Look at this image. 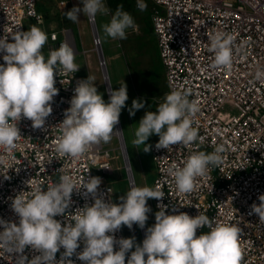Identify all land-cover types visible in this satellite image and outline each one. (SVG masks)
<instances>
[{"label":"clouds","instance_id":"clouds-1","mask_svg":"<svg viewBox=\"0 0 264 264\" xmlns=\"http://www.w3.org/2000/svg\"><path fill=\"white\" fill-rule=\"evenodd\" d=\"M82 4V9L74 6L66 12V18L79 22L78 14L82 11L94 21L98 13L108 15L111 12L104 0H82ZM136 6L140 11L147 9L145 0H137ZM135 27L133 16L120 5L111 15L110 22L103 25V31L108 38L123 40L127 38V29ZM11 39L14 42H8V36L0 38V53H5V63L0 64V149L5 152L17 147L22 137L18 127L22 118L30 120L34 129L45 126L53 111L54 97L59 92L54 86L55 75L76 73L80 68L75 63L74 49L67 43H61L45 58L42 49L48 35L40 27L32 25L28 31L17 30L11 34ZM209 39L208 51L214 54L211 67L231 69L232 35L217 31ZM95 43L99 45L102 41L98 38ZM254 78L264 80V68H257ZM93 80L88 76L78 82L70 107L65 110V118L57 126L61 135L56 151L73 159H79L101 142L111 141L128 100L124 81L118 90L111 91L106 103ZM190 95V89L172 90L167 94L155 112H146L139 121L132 144L137 148L143 145V151L148 152L151 145L146 141L153 134L159 136L158 149L202 143L203 138L193 126L200 108L195 100L189 99ZM143 107V102L133 100L130 114L135 115V110ZM225 151L226 146L218 144L211 153H191L183 167H170L168 171L177 190L192 192L197 177L205 176L211 168L223 164ZM101 182L100 177H89L77 186L72 176L61 174L59 182L47 187L46 191L37 185L27 199L20 192L11 202L19 223L0 219L3 228L0 246L15 256L18 264H73L70 258L74 254L85 264H125L126 254L133 248L127 264H241L243 251L239 240L242 229L238 224L216 223L200 212L195 217L184 212L166 214L167 206L162 203L157 205L160 210L155 214V224L147 228L142 245L137 244L134 237L117 240L114 234L122 225L132 229L135 224L143 229L147 214L151 212L148 199L162 200L164 193L147 186H133L120 197L121 203L106 202L98 195ZM74 190L78 193L85 190L83 194H90L94 203L77 209L74 218L62 226L54 217L66 216ZM258 199L260 203L251 205L249 215L256 214L264 222V194ZM205 227L209 231L197 235V230ZM81 241L83 251L77 253ZM115 245L119 250H114ZM26 248L39 255L29 260L24 255ZM61 248L64 252L57 261L56 254Z\"/></svg>","mask_w":264,"mask_h":264},{"label":"built area","instance_id":"built-area-1","mask_svg":"<svg viewBox=\"0 0 264 264\" xmlns=\"http://www.w3.org/2000/svg\"><path fill=\"white\" fill-rule=\"evenodd\" d=\"M150 1L153 4L151 25L164 70L165 94L172 90H191L189 99L195 100L200 108L193 126L203 138L202 143L198 141L188 147L176 144L168 149L156 147L159 136L150 143L154 168L150 188L164 193L162 200L150 199L154 218L160 210L157 205L162 203L167 206L166 214L184 212L195 217L200 212L216 223L238 224L242 229L239 240L243 251L241 264H264V222L256 214L249 215L251 205H258L259 195L264 194V80L254 78L257 68H264V0ZM35 4L36 0H0V38L8 36V42H14L11 34L24 31L23 23L27 19L42 24ZM87 22L109 101L111 92L106 83L102 55L99 57L97 52L100 44L95 43L98 36L94 21L87 18ZM68 31L47 32V57L61 43L74 49ZM217 31L233 37V63L229 70L211 67L214 54L208 51L209 37ZM4 54L0 53V64L5 63ZM84 79L78 71L55 75L54 86L59 92L54 97L53 111L45 126L34 129L30 120L22 118L18 123L22 137L17 147L9 152L0 149V219L18 224L19 217L11 208L12 199L20 192L26 199L30 198L37 185L46 191L47 187L59 182L61 174L72 176L77 186L83 179L100 177L98 195L113 203V190L105 179L113 158L110 149L101 142L79 159L56 151L61 135L57 126L65 118V110L70 107L78 82ZM163 102L157 103L155 111ZM113 136L120 147V135L114 133ZM218 144L226 146L223 164L211 168L207 175L197 177L192 192H179L169 168L183 167L191 153H211ZM128 184L131 189L132 182ZM84 191L78 193L74 190L66 216L54 217L62 226L74 218L77 209L94 203L93 197L90 194L85 196ZM138 229L142 244L145 227L138 226ZM0 231H3L2 227ZM207 231V227L198 229L197 235ZM114 235L117 240L125 238L121 229ZM79 243L77 253L84 247L82 241ZM114 250H119V246L115 245ZM131 251L126 254L125 264ZM63 252V248L57 252V261ZM24 255L31 260L39 253L26 248ZM70 259L73 264H85L75 254ZM0 264H18V261L0 246Z\"/></svg>","mask_w":264,"mask_h":264},{"label":"rangeland","instance_id":"rangeland-1","mask_svg":"<svg viewBox=\"0 0 264 264\" xmlns=\"http://www.w3.org/2000/svg\"><path fill=\"white\" fill-rule=\"evenodd\" d=\"M42 2L41 0H39ZM72 7L71 9L76 6L80 7L82 9L81 0H71ZM51 3V2H50ZM105 3V0H104ZM142 13L143 11H138ZM79 22H72L70 21V24L67 26L71 28V31L69 30L67 32V36L70 37L71 41V34L75 38L76 42V48L78 53H76L75 61L77 60L79 62L78 65L83 66L84 61L82 58V55L80 54V51L87 50L90 54V63L94 64L95 69L90 70V77H93V83L97 87L98 93L102 94V98L107 103V98L105 96V89L103 82L101 80L99 71V66L96 60V53L93 47V44L91 42L92 33L90 25L87 22V17L85 18L83 12L81 11L79 14ZM141 15V14H140ZM150 18V16H149ZM151 20V18H150ZM110 22V18L108 15L103 14H97L95 20H94V26L95 31L97 33L98 38L102 41V43L99 45L100 47V53L102 55L103 61H104V70L106 72V75L108 77V84L110 88V92L113 90H118L120 85L124 83L127 85V94H128V100L126 101L125 107L121 110V114L119 117V135H120V143L121 148L118 145V142L115 138V136H112V139L109 143H103L104 146H106L108 149H110V154L113 156L112 160L110 161V171L108 175H105V179L109 181L112 190V201L113 203H121L120 197L125 196L126 193L130 190L128 180L126 179L124 165L122 161V157L120 154V149L123 154V158L125 162L127 163L128 171L130 173V176L133 181V186L136 187H150L152 182V175H154V168L153 163L151 161L150 157V151L145 152L143 151V145L139 146L138 148L132 144L133 139H135L134 132L138 128L139 121L143 118L146 112L152 111L155 112V106L157 103L164 101V98L166 94H164V91L166 90L165 87H155V93L153 94L154 90L151 91V94H146L147 92L144 91L143 86L139 84V74L138 68L135 65L136 59L141 60V66L142 72H145L148 69H152L151 62H149V65H145V61H147V52L146 47L141 48V40H138L135 42V38L131 40H126L125 43H121V45L118 47V51L116 48H114L113 51H110V54L107 51V47L110 43H112V46L114 42H110L107 39L104 31H103V25ZM44 25V24H43ZM42 25L43 29L46 31L45 27ZM135 29L129 28L127 29V32H131L133 34H139V28L140 24L138 21H135ZM60 27V26H59ZM56 26H53L51 30H59L61 28H58ZM67 29L68 28H64ZM131 37H135V35H129ZM142 37V36H141ZM73 43V41H72ZM133 44V45H131ZM111 46V44H110ZM140 48L139 50H131L134 48ZM46 48V47H45ZM122 50V52H121ZM138 51V53H135ZM112 56V57H110ZM93 67V68H94ZM151 71H148V76L146 79V82L149 80L153 83V80L150 78ZM152 88V86H150ZM147 99H143V97H147ZM154 100V106L151 104V100ZM106 98V99H105ZM156 99V100H155ZM133 100H139L144 103V109L141 108L139 110H135V115L130 114V109H132V102ZM151 108V109H150ZM153 134L149 137L148 141H146V144L150 145L152 140L156 138ZM147 205L151 208V212L148 213V220L145 224V232H147V228L153 226L155 224V218H154V210L151 205L150 199L147 201ZM122 233L124 234L125 238H135V242L137 244H141V233L138 229L137 225H133L132 229H129L127 226L122 225L121 226ZM144 233V232H143ZM142 245V244H141ZM135 249L133 248L132 251Z\"/></svg>","mask_w":264,"mask_h":264},{"label":"trees","instance_id":"trees-1","mask_svg":"<svg viewBox=\"0 0 264 264\" xmlns=\"http://www.w3.org/2000/svg\"><path fill=\"white\" fill-rule=\"evenodd\" d=\"M106 1V5L107 7L111 10V12L109 13V15L111 16L115 10L117 9L118 6L122 5L123 6V10L129 12L133 18L134 21H138L140 24V28H139V34H135V37H131L129 35H133V33L131 32H127V38L121 40V43H125L126 40H131L135 38V42L142 39L140 44L142 46V48L146 47V52L147 54V61L145 62V64L149 65V62H151V67L152 69H148L145 72H142V70H140L142 68L141 66V60L136 59V63L135 65L138 68V72L137 74H139L140 77V81L139 84L141 86H143L144 91L147 92L146 94L150 95L151 91L149 92V90H154L153 94L155 93V87H165V79H164V70H163V66L162 63L160 61L159 55H158V47H157V42H156V37L154 35L153 32V28L151 25V20L149 18L152 9H153V4L150 0H145V3L147 4V9L145 11H143L142 13L138 12L139 9L137 8V0H105ZM36 10L39 12L41 11L42 16L44 17V20H47L49 18L48 15V8L46 7V5H44L42 2H40L39 0H36ZM141 14V15H140ZM35 25L37 27H39L38 23H35L32 19H27L24 21L23 23V28L24 31H28L29 28ZM41 28V25H40ZM142 36V37H141ZM133 45V44H131ZM44 49V48H43ZM134 49L139 50L140 48H136L134 46ZM46 51V50H45ZM138 53V51H137ZM45 58H47V53H44ZM151 71V75L150 78L153 80V83L151 81H147L146 79L148 76V71ZM149 77V76H148ZM150 86H152V88H150ZM166 90L164 91L165 94ZM155 102V101H154ZM153 178V177H152Z\"/></svg>","mask_w":264,"mask_h":264},{"label":"crops","instance_id":"crops-1","mask_svg":"<svg viewBox=\"0 0 264 264\" xmlns=\"http://www.w3.org/2000/svg\"><path fill=\"white\" fill-rule=\"evenodd\" d=\"M42 1V3L44 4V5H46V7L48 8V6H49V9H48V15H49V18L47 19V20H44V17L42 16V13H41V11H39V13L41 14V17H42V24H38L39 25V27H40V25H41V29L42 30H44L43 29V27H42V25L45 27V29H46V33L49 31V30H51L52 29V27L53 26H56V27H58V28H61V29H63V27L64 28H68V30H70L71 31V28H69V27H67L69 24H70V21L71 20H68L67 18H66V16H65V13L66 12H68L69 10H71V7H72V2H71V0H41ZM82 1V0H81ZM51 2V3H50ZM65 5V6H64ZM81 5H82V7H83V4H82V2H81ZM105 5H106V1H105ZM64 6V7H63ZM106 7H107V5H106ZM108 16H109V18L111 19V16L108 14ZM85 18H86V16H85ZM60 26V27H59ZM57 28V29H58ZM94 28H95V26H94ZM133 35H135V34H133ZM60 36V35H59ZM71 38H72V41H73V46H74V52L75 53H78V51H77V48H76V42H75V38L73 37V35L71 34ZM108 41H110V42H114V44H113V46H112V43H110L111 44V46H110V44L108 45V47H107V51H108V53L110 54V51H113L114 50V48H116L117 49V51H118V47L121 45V39H111V38H109V39H107ZM47 43V42H46ZM46 44L43 46V48L44 49H42V51L44 52V53H46ZM142 48V47H141ZM131 50H136V49H131ZM121 52H122V50H121ZM135 53H137V51L135 52ZM80 54L82 55V58H83V61H84V65L83 66H80V68H79V70H78V73L82 76V77H84V78H86L87 79V77L88 76H90V70L91 69H95L96 70V66L94 67V64H92V63H90V54H89V52L87 51V50H81L80 51ZM47 56V55H46ZM110 57H112V56H110ZM96 58V60H97V57H95ZM146 62V61H145ZM75 63L78 65L79 64V62L76 60L75 61ZM146 66H148L147 64H145ZM94 67V68H93ZM97 72H99L100 73V70L98 71L97 70ZM106 73V72H105ZM100 76H101V74H100ZM106 83L108 84V77H107V81H106ZM109 85V84H108ZM147 98H149V96H147V97H143V99H147ZM106 99V98H105ZM150 100H151V104H153V106H154V100H152V98L150 97ZM156 100V99H155ZM145 108V107H144ZM143 108V109H144ZM151 109V108H150ZM155 136H158V135H155ZM154 136V137H155ZM108 174H111V173H108ZM107 174V175H108ZM152 177H153V175H152ZM107 182H109L108 180H106Z\"/></svg>","mask_w":264,"mask_h":264},{"label":"water","instance_id":"water-1","mask_svg":"<svg viewBox=\"0 0 264 264\" xmlns=\"http://www.w3.org/2000/svg\"><path fill=\"white\" fill-rule=\"evenodd\" d=\"M97 52H98V56L100 57L101 56V53H100V48H97ZM106 87V86H105ZM120 144V148H121V143ZM120 154H121V157H122V161H123V165H124V170H125V175H126V179L128 180V182L130 183V179H131V176H130V173L128 171V167H127V163L125 162L124 158H123V154H122V151L120 150Z\"/></svg>","mask_w":264,"mask_h":264},{"label":"bare ground","instance_id":"bare-ground-1","mask_svg":"<svg viewBox=\"0 0 264 264\" xmlns=\"http://www.w3.org/2000/svg\"><path fill=\"white\" fill-rule=\"evenodd\" d=\"M114 132H117V134H118V136H119V132H120L119 127H117L116 130H115ZM120 135H121V133H120ZM126 165H127V164H126ZM130 182H132V185H133L132 178L130 179ZM132 185H131V187H132ZM145 228H146V227H145Z\"/></svg>","mask_w":264,"mask_h":264}]
</instances>
